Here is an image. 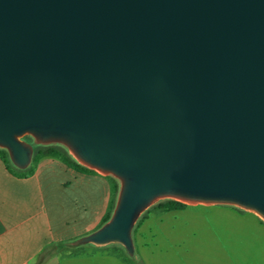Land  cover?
<instances>
[{
    "label": "water",
    "instance_id": "obj_1",
    "mask_svg": "<svg viewBox=\"0 0 264 264\" xmlns=\"http://www.w3.org/2000/svg\"><path fill=\"white\" fill-rule=\"evenodd\" d=\"M54 145L118 184L71 247L133 257L164 200L264 223V0H0V149Z\"/></svg>",
    "mask_w": 264,
    "mask_h": 264
},
{
    "label": "crops",
    "instance_id": "obj_2",
    "mask_svg": "<svg viewBox=\"0 0 264 264\" xmlns=\"http://www.w3.org/2000/svg\"><path fill=\"white\" fill-rule=\"evenodd\" d=\"M112 179L97 173H80L49 158L39 160L34 165L31 176L22 177L18 172H9L0 160V264H34L37 257L49 246L70 243L99 228L109 211ZM190 207L206 206L186 205L180 210H158L154 213L157 214L158 222L163 223L167 220L165 214L184 211ZM230 209L236 213L253 215L258 219L259 225L264 226L254 214L233 207ZM147 214L138 224L136 239H133L136 261L139 262L137 264H168L166 261L169 250H164L163 253L154 237L143 241L146 234H151L149 230H145L146 233L143 234L149 220ZM167 244L171 247L168 240ZM87 247L92 248L84 249H94L91 253L95 256L103 255L104 252L111 254L115 262L110 264H128L122 257V252L111 248V245L103 248L91 245ZM71 249L73 247L70 245L59 249L43 264H103V258L91 262L86 255L72 256L69 251ZM241 249H264V244L247 242ZM159 255L163 257L156 262ZM240 255L242 260L251 264L252 252L249 254L247 251ZM261 257H264V252ZM181 261L182 259L178 264H183ZM187 264H191L189 260ZM227 264L238 262L228 260Z\"/></svg>",
    "mask_w": 264,
    "mask_h": 264
},
{
    "label": "rangeland",
    "instance_id": "obj_3",
    "mask_svg": "<svg viewBox=\"0 0 264 264\" xmlns=\"http://www.w3.org/2000/svg\"><path fill=\"white\" fill-rule=\"evenodd\" d=\"M158 210L155 207L151 208L150 213L147 214L149 220L143 234L146 233L145 230H149L151 234H146L143 241H149L154 237L155 243L161 246L163 253L169 250V258L166 261L168 264H178L180 259L183 264H187V260L191 264H227L228 260L238 264H249L242 260L240 255L247 251L249 254L253 253L250 257L251 264H264V257H261L264 249H251V251L241 249L247 242L264 244V226L261 227L258 219L253 215L236 213L229 206L190 207L184 211L165 214L167 220L159 223L157 214L154 213ZM132 236L136 239V231ZM167 240L171 247L167 244ZM87 246L90 245L73 247L69 251L72 256L86 255L91 262L99 258H103V264L115 262L111 254L104 252L103 255L95 256L91 253L94 249L85 250L92 248ZM111 248L120 250L128 264L139 263L132 260L134 256L129 257L126 252L123 253L122 247L111 245ZM58 250L54 246H49L45 249L43 258L55 254ZM160 257L163 255H159L156 262H159Z\"/></svg>",
    "mask_w": 264,
    "mask_h": 264
},
{
    "label": "trees",
    "instance_id": "obj_4",
    "mask_svg": "<svg viewBox=\"0 0 264 264\" xmlns=\"http://www.w3.org/2000/svg\"><path fill=\"white\" fill-rule=\"evenodd\" d=\"M26 141L30 142L31 139L30 138H25ZM45 158H49V159H55L60 161L61 163H63L65 166H67L70 169H73L77 172L80 173H92V174H96L94 171L92 170H88L82 166H80L78 163H76L72 157L68 154V152L61 146L58 145H54V146H35L34 147V153H33V157H32V162L31 165L24 171H20L17 170L16 168H14L12 166V164L9 161L8 155L6 153V151L0 149V160L5 164V167L7 168V170L9 172H18L20 176L22 177H28L31 176L33 174V168L34 165L41 159H45ZM112 179V178H111ZM113 180V185H112V190H111V203L109 206V211L108 213L105 215V217L103 218L101 225L103 223H105L108 218L110 217L111 211L113 209L114 206V202H115V198L117 195V191H118V184L117 182ZM158 208L159 210H163V211H176V210H180L184 207H186V205L181 204L179 202L176 201H172V200H164L159 202L158 204H156L155 206L151 207V208ZM150 208V209H151ZM149 209V210H150ZM149 210H147L142 216L141 218L138 220V222L136 223L132 234L134 235L138 224L142 221V219H144V215L146 213L149 212ZM100 225V226H101ZM135 239V238H133ZM69 245V242H64V243H59L56 244L54 247L56 249H64L67 248ZM50 256V255H49ZM49 256L44 257V251L43 253H41L38 257L37 260L34 264H43L46 261V258H49ZM135 258H133L132 260L136 261L137 260V256L136 254L134 255ZM136 264V263H134Z\"/></svg>",
    "mask_w": 264,
    "mask_h": 264
}]
</instances>
